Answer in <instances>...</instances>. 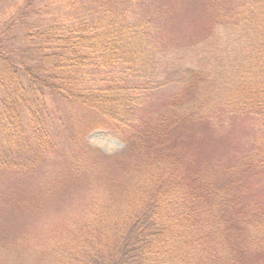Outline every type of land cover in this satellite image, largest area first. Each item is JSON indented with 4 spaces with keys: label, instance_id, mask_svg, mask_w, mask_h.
<instances>
[{
    "label": "trees",
    "instance_id": "trees-1",
    "mask_svg": "<svg viewBox=\"0 0 264 264\" xmlns=\"http://www.w3.org/2000/svg\"><path fill=\"white\" fill-rule=\"evenodd\" d=\"M34 1L24 0L0 24V154L4 145L21 143L29 157L45 156L53 98L121 126L127 161L124 181L111 185L94 216L61 247L26 255L39 264H264V210L241 206L233 187L264 168V0H218L188 55L156 44L148 22L131 20L138 0H83L84 8L72 1V12L45 20L36 18L50 12L41 8L35 16ZM132 75L147 77L148 87L136 84L129 93L123 79ZM170 82L180 90L168 108L155 121L137 119L144 91ZM220 110L252 115L258 132L248 153L228 167L226 189L186 160L187 143L176 139ZM27 124L40 138L36 148ZM0 166L26 164L1 155ZM19 257L3 264H37Z\"/></svg>",
    "mask_w": 264,
    "mask_h": 264
},
{
    "label": "rangeland",
    "instance_id": "rangeland-1",
    "mask_svg": "<svg viewBox=\"0 0 264 264\" xmlns=\"http://www.w3.org/2000/svg\"><path fill=\"white\" fill-rule=\"evenodd\" d=\"M23 1L0 0V24L7 21ZM72 1L85 6L83 0H35V16L36 10L41 11V8L51 14L49 17L39 15L36 20L72 12L74 7L69 6ZM239 1L229 0L226 5L234 6ZM217 5L218 0H138L129 16L135 22H148L152 26L156 44L184 50L188 55L202 38L210 23L211 11ZM148 80L147 77L125 76L123 84L132 93L131 88L136 84L140 87L147 84V88ZM153 87L144 91L136 111L140 121H155L157 115L168 108L173 92L180 90L179 84L171 82L154 90ZM47 105L44 125L52 146L43 158L29 157L30 151L24 144L4 145L2 149V143L0 156L12 163H25L26 167L0 166V264L13 254L20 256V261L41 263L40 259L35 256L30 259L26 253L61 247L72 236L76 225L94 216L111 185L116 184V188L125 179L121 168L127 156L123 152L121 126L103 119L94 110L59 99L49 98ZM27 125L24 132L35 135L29 138L35 147L40 138L34 127ZM257 133L256 119L252 115L220 110L210 122L181 131L176 139L187 143L183 149L185 159L203 168L216 187L226 189L232 173L228 167L248 153ZM30 160H35L31 166ZM233 168L237 171V167ZM239 180L233 187L240 205L253 202L264 210V168L243 174ZM10 264H15L14 260Z\"/></svg>",
    "mask_w": 264,
    "mask_h": 264
},
{
    "label": "clouds",
    "instance_id": "clouds-1",
    "mask_svg": "<svg viewBox=\"0 0 264 264\" xmlns=\"http://www.w3.org/2000/svg\"><path fill=\"white\" fill-rule=\"evenodd\" d=\"M111 154H112V152L110 151V152H109V155H111Z\"/></svg>",
    "mask_w": 264,
    "mask_h": 264
}]
</instances>
